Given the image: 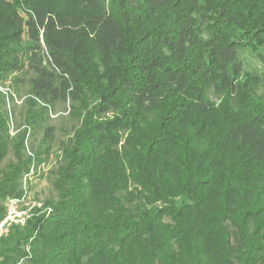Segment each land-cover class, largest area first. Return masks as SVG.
<instances>
[{
	"label": "trees",
	"instance_id": "16d2710c",
	"mask_svg": "<svg viewBox=\"0 0 264 264\" xmlns=\"http://www.w3.org/2000/svg\"><path fill=\"white\" fill-rule=\"evenodd\" d=\"M243 48L264 62V0H0L1 86H29L15 136L0 89V220L52 150L46 126L27 156L28 128L58 102L80 120L58 199L0 264H264V76Z\"/></svg>",
	"mask_w": 264,
	"mask_h": 264
},
{
	"label": "rangeland",
	"instance_id": "374dc122",
	"mask_svg": "<svg viewBox=\"0 0 264 264\" xmlns=\"http://www.w3.org/2000/svg\"><path fill=\"white\" fill-rule=\"evenodd\" d=\"M261 50L264 52V48ZM239 58L242 60L245 69L264 76V62L251 48L240 49ZM0 84H2L1 81ZM28 89L29 86L27 83L15 85L13 81L7 82V85L2 87L6 95L7 108L11 110V127L12 135L14 136L26 127L24 122L26 106L24 102L28 95ZM212 98L214 101H218L217 97L213 96ZM71 103L72 101H67L66 103L58 102L51 111L50 116L46 118V121L41 126L28 128L25 137V154L27 156L33 155L34 150L39 147L44 138V129L46 126H53L55 131L54 139L48 142L52 146L50 153L48 155L44 154L40 163L37 160H32L30 175L27 178H23L22 185L20 186L21 191L17 195L20 200L16 201L17 206H13L18 214L17 218L22 216L28 220L46 210L48 211L50 204L47 202L58 199V191L55 188L54 180L61 162L59 150L64 143L68 142L73 135L74 129L80 122L79 117L69 110ZM13 161H16V157L14 149H11L4 161V167H7ZM25 184L27 186L26 191L23 189ZM8 201L5 203L6 210L8 208L7 206L12 207L13 205ZM26 222L12 223L13 225L10 230L14 225L24 226ZM9 232L1 237L8 235Z\"/></svg>",
	"mask_w": 264,
	"mask_h": 264
},
{
	"label": "built area",
	"instance_id": "2783aa9c",
	"mask_svg": "<svg viewBox=\"0 0 264 264\" xmlns=\"http://www.w3.org/2000/svg\"><path fill=\"white\" fill-rule=\"evenodd\" d=\"M0 89L2 90V86L0 84ZM19 197L15 196L12 198H9L10 203H12V207L7 206V210L5 213V216L3 217V219L0 220V237L2 235H5L7 232H9L11 226L13 225L12 223H25L27 218L20 216L19 218H17L18 214L15 210V208H13L14 205L17 206V202L19 201Z\"/></svg>",
	"mask_w": 264,
	"mask_h": 264
}]
</instances>
